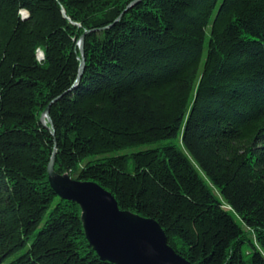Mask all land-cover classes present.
<instances>
[{
    "label": "trees",
    "instance_id": "obj_1",
    "mask_svg": "<svg viewBox=\"0 0 264 264\" xmlns=\"http://www.w3.org/2000/svg\"><path fill=\"white\" fill-rule=\"evenodd\" d=\"M55 144L192 263L264 264V0H0V264H116Z\"/></svg>",
    "mask_w": 264,
    "mask_h": 264
},
{
    "label": "water",
    "instance_id": "obj_2",
    "mask_svg": "<svg viewBox=\"0 0 264 264\" xmlns=\"http://www.w3.org/2000/svg\"><path fill=\"white\" fill-rule=\"evenodd\" d=\"M80 48L79 81L85 66L84 35ZM52 125L49 106L43 112ZM48 164L49 181L62 198L76 201L83 211V225L89 244L99 257L116 264H194L176 251L157 219L131 213L120 207L115 195L92 179H76L55 172L57 148Z\"/></svg>",
    "mask_w": 264,
    "mask_h": 264
},
{
    "label": "bare ground",
    "instance_id": "obj_3",
    "mask_svg": "<svg viewBox=\"0 0 264 264\" xmlns=\"http://www.w3.org/2000/svg\"><path fill=\"white\" fill-rule=\"evenodd\" d=\"M47 116H43V120L46 121Z\"/></svg>",
    "mask_w": 264,
    "mask_h": 264
}]
</instances>
